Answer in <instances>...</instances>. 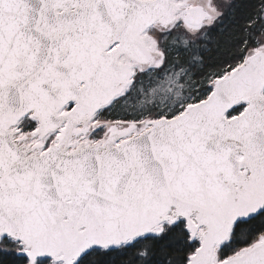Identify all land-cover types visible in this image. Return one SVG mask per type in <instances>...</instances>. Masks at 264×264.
<instances>
[{
    "label": "snow or ice",
    "instance_id": "1",
    "mask_svg": "<svg viewBox=\"0 0 264 264\" xmlns=\"http://www.w3.org/2000/svg\"><path fill=\"white\" fill-rule=\"evenodd\" d=\"M0 264H264V0H0Z\"/></svg>",
    "mask_w": 264,
    "mask_h": 264
}]
</instances>
